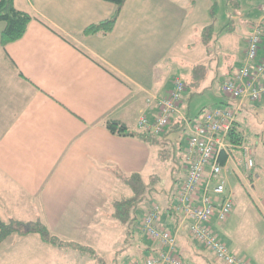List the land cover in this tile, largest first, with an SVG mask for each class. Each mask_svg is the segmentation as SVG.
<instances>
[{
  "label": "crops",
  "instance_id": "crops-1",
  "mask_svg": "<svg viewBox=\"0 0 264 264\" xmlns=\"http://www.w3.org/2000/svg\"><path fill=\"white\" fill-rule=\"evenodd\" d=\"M198 1L127 0L110 34L84 36L87 28L112 16V3L14 0L15 8L33 19L22 38L0 46L1 221L39 219L51 235L93 249L105 264H121L129 252L139 259L159 254L160 245L150 239L144 245L136 237L139 230L125 243L111 207L120 199L113 192L128 189L118 175L149 179L159 168L158 149L136 137L114 135L105 123L117 121L140 132L138 120L157 114L155 102L147 101L166 96L175 78L186 85L180 109L187 118L182 107L197 96L217 100L213 108L233 105L222 85L244 63L248 26L264 21V6L240 5L235 12L226 0V29L217 32L210 13L212 0L203 12ZM208 26L214 36L206 50L200 35ZM260 106L246 103L239 115L250 116ZM178 140L184 158L186 137L180 134ZM252 152L258 180L251 189L238 173L228 172L224 179L233 202L230 178L254 193L264 220V148ZM181 164L176 189L185 175L184 160ZM171 200L161 209V224H173L178 255L184 264H191L188 258H198L196 247L206 250L179 226ZM147 210L148 206L139 213V221ZM232 218L231 212L224 223L214 220L219 239L233 254L251 264H264V227L258 230L260 242L245 246L232 235ZM206 252L210 264H220ZM0 264L96 263L29 234L11 235L0 245Z\"/></svg>",
  "mask_w": 264,
  "mask_h": 264
},
{
  "label": "built area",
  "instance_id": "built-area-1",
  "mask_svg": "<svg viewBox=\"0 0 264 264\" xmlns=\"http://www.w3.org/2000/svg\"><path fill=\"white\" fill-rule=\"evenodd\" d=\"M185 92L184 82L175 78L166 96L147 101L148 104H156L155 118L142 117L137 126L157 137L174 122V118L184 126L185 175L172 196L171 213L179 226L186 229L188 236L220 264H251L228 249L212 224L214 220L224 223L233 210L232 195L226 190V173H238L250 189L258 180L251 141L233 144L229 142V135L246 103L264 101L263 23L248 26L244 63L222 85V93L233 102L232 106L215 107L203 112L200 121L190 120L180 109ZM222 156L224 163L221 162ZM161 217V208L151 204L139 221V230L160 245L159 254L156 257L132 258L127 264H184L178 255L176 236L161 224Z\"/></svg>",
  "mask_w": 264,
  "mask_h": 264
},
{
  "label": "trees",
  "instance_id": "trees-1",
  "mask_svg": "<svg viewBox=\"0 0 264 264\" xmlns=\"http://www.w3.org/2000/svg\"><path fill=\"white\" fill-rule=\"evenodd\" d=\"M103 1L112 3L115 6L112 16L105 21L87 28L83 32L84 36H107L110 34L127 0ZM212 2L213 4L210 10L211 15L215 13L216 10V3L214 0H212ZM227 3L235 12L240 8L238 0H227ZM32 19L33 17L28 13L19 11L15 8L14 0H0V23L4 24V28L0 34V46L5 47L7 44L22 38ZM225 29L226 26L223 30ZM213 36L214 29L212 26L202 29L200 42L206 50H208V45L211 43ZM105 127L114 135L136 137L142 142L156 147L158 149V162L162 167H165L167 162L174 158L181 168V163L184 158L181 154L182 144L179 143L178 138L185 129L178 121L171 124L159 137L144 131L138 133L131 132L124 124L117 121H107ZM243 141H245V136L242 134V131L238 130L237 124H235L229 135V142L240 144ZM224 160V156H222L221 162L224 163ZM152 177L155 178L154 180L159 179L158 176ZM152 177L146 182L140 174L118 175L120 182L125 185L131 193L128 197L114 200L111 206L113 211L112 218L121 226L125 243H128L131 238H134L137 230H139V213L152 201L154 194V180H151ZM179 181L180 179L176 177L174 189L172 190L173 192L176 191V183H179ZM29 234L38 235L44 244L50 245L56 249L73 252L80 257L94 261L96 264H105L104 260L93 249L71 242H64L51 235L48 228L39 219L32 222H21L12 218L8 219L7 222L0 220V245L11 235L24 237Z\"/></svg>",
  "mask_w": 264,
  "mask_h": 264
},
{
  "label": "rangeland",
  "instance_id": "rangeland-1",
  "mask_svg": "<svg viewBox=\"0 0 264 264\" xmlns=\"http://www.w3.org/2000/svg\"><path fill=\"white\" fill-rule=\"evenodd\" d=\"M214 2L216 3V10L212 18V24L214 25L215 31L218 32L219 30H221V28L225 26L224 17L227 12L226 11L227 5H226V0H214ZM208 4H209V0L206 1L199 0L198 1L199 11L203 12L205 6H207ZM258 4L260 7L264 6V0H256V2L253 1L252 3L250 1L245 0L244 2L239 3V5H242V7H246L247 9H250L252 8L251 6H255ZM229 9L231 10L230 7ZM243 26L244 28L246 27L245 24H243ZM3 28H4V24L0 23V34ZM244 28H243V32H244ZM183 61H186V59H183ZM216 102L217 100L213 101V99L209 95L205 94L195 97L190 106L184 105L182 109L187 112L189 119L195 120L196 118L202 116L203 112L213 108ZM258 104H262V106L256 108L255 113L253 112L254 109H252L249 114L250 116L239 115L236 121L238 130L242 131V134L246 136L249 141L254 139L251 143V147H252V151L254 150L255 153L259 149L264 148V101ZM251 107H256V106H251ZM179 171H180L179 164H177L174 158L169 160L165 167L159 165V168L153 169V171H151L153 174L152 176H158L159 179L154 180L155 178L151 176L152 177L151 180H154V186H153L154 194L152 201L149 203V205L157 204L163 210H165V208L169 206V202L174 193L172 190L174 189L175 178L177 176L178 177L180 176ZM145 181L148 182L149 179H145ZM230 181L233 184L232 193L235 202V205L232 210V214H233L232 223L230 224V228L234 233L232 235H234L237 239H239L245 246L246 245L249 247L254 246L253 244H258L260 242L258 230L261 229L260 227H264V220H262V218L258 214V208L260 206L257 202V197H255L253 192L247 190L246 187H244V185H242V183H240L238 180H235L234 178H230ZM126 190H127L126 192H124V190H120L117 193L113 192L114 195L113 194L112 195L118 198L127 197L130 195V193L128 189ZM164 226L170 228L171 230H174L173 224L169 223V221H166ZM139 232L140 235L137 234L136 237H139L140 240L144 243V245H146V243H148L147 236L142 231L139 230ZM260 235H262V232H260ZM228 243H229L228 245H231L229 241ZM118 248L119 247H117V249ZM197 251L199 252V254H196L198 258L196 259L188 258L190 261L187 262H191V264H210L208 253L196 247V252ZM134 256L135 255H132L129 252L123 258V262L120 263L127 264L132 258H135ZM106 261L107 263H109L110 258L107 257Z\"/></svg>",
  "mask_w": 264,
  "mask_h": 264
}]
</instances>
